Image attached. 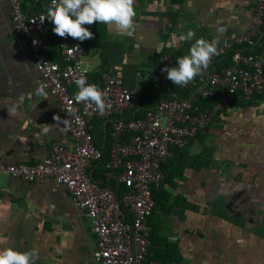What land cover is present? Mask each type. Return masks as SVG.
<instances>
[{"label": "crops", "instance_id": "obj_1", "mask_svg": "<svg viewBox=\"0 0 264 264\" xmlns=\"http://www.w3.org/2000/svg\"><path fill=\"white\" fill-rule=\"evenodd\" d=\"M24 2L26 13L45 9L46 0ZM134 8L131 37L91 25L90 84L100 85L108 74L140 94L164 55L185 56L196 39L219 45L245 32L253 17L252 0H135ZM190 30L191 40L179 39ZM52 48L43 55L55 63L60 57ZM38 86L35 60L11 26L8 2L0 0V163L35 164L53 144L68 142L61 106L45 89L46 97L37 95ZM89 131L109 154L110 121L92 119ZM175 156L165 163L147 221L150 250L157 253L148 257L162 264H264V100L236 102ZM90 172L100 180L102 165ZM9 247L37 250L35 264H97L89 218L51 178L0 177V250Z\"/></svg>", "mask_w": 264, "mask_h": 264}, {"label": "built area", "instance_id": "obj_2", "mask_svg": "<svg viewBox=\"0 0 264 264\" xmlns=\"http://www.w3.org/2000/svg\"><path fill=\"white\" fill-rule=\"evenodd\" d=\"M6 1L11 26L35 60L40 85L56 97L62 108L69 138L68 142L53 144L48 156L35 164L0 163V177L6 175L26 182L51 178L63 186L73 206L90 220L96 243L93 259L97 264H162L148 257L147 225L155 205L153 192L165 178L162 165L236 102L264 94V0H252L251 26L222 40L209 67L187 86L173 85L161 71L171 67L170 57L164 55L161 66L147 83L168 91L190 92L183 98L162 99L136 119H125V115L138 102L140 89L129 88L122 79L108 74L102 75L97 86L105 97L102 113L94 104L76 100L70 89L75 86L79 91L76 80L83 77L90 84L85 49L93 38L80 42L61 38L53 31L47 33L49 21L39 19L52 6V0H46L44 11L37 14L24 12V0ZM84 27L94 37L92 26ZM54 41L60 57L55 63L43 55ZM226 55H230L229 65L217 68L218 60ZM202 100H212L211 107L202 106ZM92 119L110 121L107 157L89 131ZM95 164L102 165L100 180L91 176L90 169Z\"/></svg>", "mask_w": 264, "mask_h": 264}, {"label": "clouds", "instance_id": "obj_3", "mask_svg": "<svg viewBox=\"0 0 264 264\" xmlns=\"http://www.w3.org/2000/svg\"><path fill=\"white\" fill-rule=\"evenodd\" d=\"M134 2L135 0H52V6L46 14H41L39 20L50 21L54 25L52 31L55 35L61 38L71 37L80 42L93 38V33L84 26L94 23L114 27L122 35L131 37L136 30ZM194 36L195 32L190 30L179 39L187 41ZM217 43L216 40L209 42L196 39L188 54L176 60L177 66L163 68L161 71L166 73L173 85L187 86L209 67L212 57L217 54ZM75 83L79 89L76 100L94 104L96 110L102 113L105 109L104 93L95 84H87L83 77ZM36 94L46 97L43 85L37 87ZM53 119L59 118L54 116ZM44 130L47 132L48 128ZM38 258L39 253L35 249L19 252L9 247L0 250V264H35Z\"/></svg>", "mask_w": 264, "mask_h": 264}, {"label": "trees", "instance_id": "obj_4", "mask_svg": "<svg viewBox=\"0 0 264 264\" xmlns=\"http://www.w3.org/2000/svg\"><path fill=\"white\" fill-rule=\"evenodd\" d=\"M23 10H24V12H26V10H27V6L25 5V2L23 4ZM48 23H51V22L49 21ZM48 23L46 25V31H47V26H49ZM51 25H52V23H51ZM52 27H53V25H52ZM51 33L52 32L50 31V34ZM51 48L54 49L53 52H55V50L58 49L56 41H54L52 43ZM170 57H171V67H175V66H177L176 60L180 57H183V56L180 53H176V54H171ZM229 63H230V55H226L224 58L218 60L216 67L217 68L226 67L229 65ZM189 92L190 91H188V90L187 91L186 90L185 91H183V90L168 91L167 88L158 87L153 82L148 83V85H146L145 88L142 90V92L139 94L138 102L136 103L135 107L125 115V119L142 118L143 115L145 114L146 110L153 109L158 104V102H160L162 99L183 98V97H186L189 94ZM259 98H262L264 100V94L254 95L250 99L253 100V99H259ZM212 102H213L212 100H206V101L202 100L200 103L202 106L209 108V107H211ZM239 103H241V102H239ZM177 152H178V150L174 151L175 155ZM105 155L107 156L108 154H105ZM174 158H176V156L173 157L172 160ZM164 166H165V164L162 165V170L164 169ZM156 193H157V190H154V192H153V198L154 199H155ZM156 254L157 253L152 252L149 249V255L148 256L152 255L154 258H157Z\"/></svg>", "mask_w": 264, "mask_h": 264}]
</instances>
